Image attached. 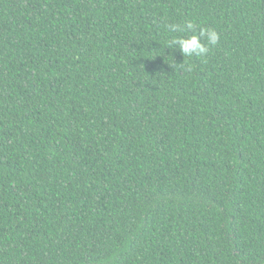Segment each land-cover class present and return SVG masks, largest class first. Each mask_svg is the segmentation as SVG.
<instances>
[{"label":"trees","instance_id":"1","mask_svg":"<svg viewBox=\"0 0 264 264\" xmlns=\"http://www.w3.org/2000/svg\"><path fill=\"white\" fill-rule=\"evenodd\" d=\"M0 264H264V0H0Z\"/></svg>","mask_w":264,"mask_h":264},{"label":"clouds","instance_id":"2","mask_svg":"<svg viewBox=\"0 0 264 264\" xmlns=\"http://www.w3.org/2000/svg\"><path fill=\"white\" fill-rule=\"evenodd\" d=\"M188 27L191 28L192 25ZM168 28L173 33L182 31L180 26L176 24L168 25ZM202 38L207 39L208 45H216L219 41V34L215 30L201 29L199 34H193L187 38L183 36H174L170 40V45L178 44L183 56H204L208 53L209 48L201 42ZM188 70L191 71L190 68Z\"/></svg>","mask_w":264,"mask_h":264}]
</instances>
